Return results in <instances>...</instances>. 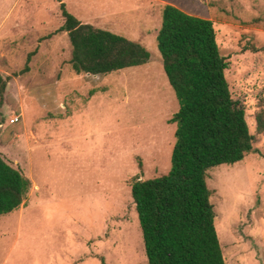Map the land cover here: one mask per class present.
I'll return each mask as SVG.
<instances>
[{
  "label": "rangeland",
  "instance_id": "rangeland-1",
  "mask_svg": "<svg viewBox=\"0 0 264 264\" xmlns=\"http://www.w3.org/2000/svg\"><path fill=\"white\" fill-rule=\"evenodd\" d=\"M61 2L150 58L107 76L76 74L59 2L0 0V155L31 182L22 205L0 216V264H147L131 184L170 167L178 103L156 46L166 5L212 21L229 64L255 152L209 169L206 182L225 264H264V0Z\"/></svg>",
  "mask_w": 264,
  "mask_h": 264
},
{
  "label": "trees",
  "instance_id": "trees-1",
  "mask_svg": "<svg viewBox=\"0 0 264 264\" xmlns=\"http://www.w3.org/2000/svg\"><path fill=\"white\" fill-rule=\"evenodd\" d=\"M56 1L63 18L59 32L68 36L76 74L107 76L149 60L140 43L81 23ZM156 46L178 109L168 121L175 124L168 172L146 180L135 176L131 184L147 264H225L208 171L255 152L254 137L245 110L231 97L225 78L229 64L220 54L212 21L166 5ZM6 85L0 74V104ZM256 123L264 133V114ZM30 188V180L0 155V216L18 209Z\"/></svg>",
  "mask_w": 264,
  "mask_h": 264
},
{
  "label": "built area",
  "instance_id": "built-area-1",
  "mask_svg": "<svg viewBox=\"0 0 264 264\" xmlns=\"http://www.w3.org/2000/svg\"><path fill=\"white\" fill-rule=\"evenodd\" d=\"M17 120H18V117L15 116L14 118L11 119L10 122H11V123H14V122H16Z\"/></svg>",
  "mask_w": 264,
  "mask_h": 264
}]
</instances>
